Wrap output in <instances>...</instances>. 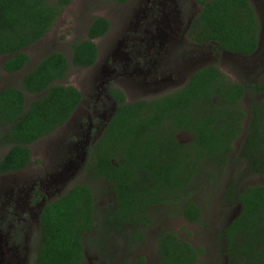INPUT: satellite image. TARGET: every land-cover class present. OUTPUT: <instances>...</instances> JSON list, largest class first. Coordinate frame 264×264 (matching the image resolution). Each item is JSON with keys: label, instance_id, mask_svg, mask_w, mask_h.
Returning a JSON list of instances; mask_svg holds the SVG:
<instances>
[{"label": "trees", "instance_id": "obj_1", "mask_svg": "<svg viewBox=\"0 0 264 264\" xmlns=\"http://www.w3.org/2000/svg\"><path fill=\"white\" fill-rule=\"evenodd\" d=\"M198 1L203 10L188 34L192 42L215 43L218 49L242 57L258 51L262 25L251 0ZM71 2L0 0V58H6L5 73H18L29 65L26 49L49 34ZM110 29L108 19L95 18L87 39L73 45L71 61L55 52L36 64L19 88L0 91V147H9L0 160V175L25 170L32 162L31 145L71 119L84 96L63 82L71 65L94 66L99 54L95 40ZM247 94L263 95L264 80L241 84L215 65L198 69L183 87L150 100L129 102L122 90L110 88L116 110L91 147L87 167L91 177L109 183L113 209L103 208L98 214L94 191L87 185H76L46 203L34 264H83L84 237L95 227L98 245L105 244L111 233L131 229L127 243L136 246L144 240L157 207L205 227L195 190L227 169L244 133L238 159L246 163L248 173L264 174V100L247 109L243 105ZM29 96L39 97L28 104ZM182 133L190 138L180 140ZM226 201L241 208L219 234L226 243V264H264V184L232 183ZM157 246V264H199L204 255L203 249L175 232L162 233ZM144 263L141 257L133 264Z\"/></svg>", "mask_w": 264, "mask_h": 264}, {"label": "rangeland", "instance_id": "obj_2", "mask_svg": "<svg viewBox=\"0 0 264 264\" xmlns=\"http://www.w3.org/2000/svg\"><path fill=\"white\" fill-rule=\"evenodd\" d=\"M251 2L262 25L260 47L251 57L225 53L216 46L198 45L189 39L188 27L199 9L195 0H133L128 4L72 0L49 34L26 49L31 62L24 71L4 75L2 64L6 59L0 58V91L19 88L23 77L43 58L58 52L71 61L73 45L87 39L95 18H106L112 25L109 34L95 40L100 51L96 65L87 69L71 65L63 82L76 87L84 96L77 111L64 126L31 145L32 162L25 170L0 175V264H34L30 255L41 236L43 207L76 185L92 188L98 214L103 208L113 209L109 183L91 177L87 167L91 147L116 110L115 102L107 95L110 85L123 90L129 102H135L161 97L183 87L192 73L208 65L219 66L241 84L264 80V0ZM145 40L151 46L159 43L162 50L153 72L148 69L154 61L151 56L148 59L145 54L136 53ZM149 53L154 54L152 48ZM38 97L29 96L28 104ZM258 100H263L262 95L257 98L247 95L243 105L250 109ZM244 137L245 133L235 143L227 169L195 190L194 200L203 210L205 227L186 222L166 207H157L152 209L153 222L146 229L144 240L136 246L127 243L131 229L111 233L105 244L98 245L95 227L84 237L83 264H133L141 257L145 258L144 264H157L158 238L166 232H175L203 249L199 264H226V243L219 234L241 212L239 205L226 201L227 190L232 183L241 187L264 184V174L248 173L246 163L238 159ZM179 138L186 141L190 137L182 133ZM8 150L9 147H0V160ZM96 222L100 223L98 219ZM17 228L21 229L19 237L14 234Z\"/></svg>", "mask_w": 264, "mask_h": 264}, {"label": "flooded vegetation", "instance_id": "obj_3", "mask_svg": "<svg viewBox=\"0 0 264 264\" xmlns=\"http://www.w3.org/2000/svg\"><path fill=\"white\" fill-rule=\"evenodd\" d=\"M131 1H133V0H130L129 2H131ZM208 2L209 1H211V0H207ZM129 2H127L126 4H128ZM195 2H196V4L198 5V7H199V9H198V11L194 14V16H193V18H192V20H191V24L189 25V27H188V31H187V36H188V34H189V32H190V29H191V27H192V24H193V22L196 20V18L201 14V12H202V10H203V4L201 3V2H199L198 0H195ZM175 8H177L178 9V5H176V7ZM159 9V8H158ZM181 9V8H180ZM171 10H173V9H171ZM182 14H183V16H184V11H182ZM111 23V22H110ZM111 29H112V25H111ZM111 29H110V31H111ZM109 31V32H110ZM109 34V33H108ZM147 39V38H146ZM200 45H205V44H200ZM213 46H216V44L215 43H213L212 44ZM139 46V48H138V50H137V52L136 53H140L139 54V56H143V54H145V57L146 58H148L149 59V55L151 56V58L154 60L151 64H150V66H149V70H151L152 72H153V70H152V68H154V65L158 62V60H159V58L157 57V55L158 54H160V52L162 51L161 50V48H160V44L159 43H157V44H154L153 46H151V43L149 42V40H145L144 41V43H143V45H138ZM151 46V47H150ZM217 47V46H216ZM149 48H152L153 49V52H154V54H150L149 53ZM98 49H99V47H98ZM148 52V53H147ZM223 52H225V53H230V52H226V51H223ZM230 54H233V53H230ZM99 55H100V51H99V54H98V59H99ZM234 55H237V54H234ZM240 56V55H239ZM2 58H4V59H6L5 57H2ZM98 59H97V61H98ZM97 61H96V63H97ZM152 61V60H151ZM5 62V61H4ZM155 62V63H154ZM96 63L94 64V66L96 65ZM4 64V63H3ZM2 64V65H3ZM29 65H30V63H29ZM28 65V66H29ZM27 66V67H28ZM26 67V68H27ZM93 67V66H92ZM25 68V69H26ZM91 68V67H90ZM25 69H23L22 71H24ZM87 69V68H86ZM22 71H20V72H18V73H21ZM147 71V70H146ZM2 73L5 75H15V74H18V73H14V74H7V73H5L3 70H2ZM190 78V77H189ZM262 83V82H261ZM255 84H259V83H255ZM110 88H117V87H115V86H112V85H110L109 87H108V89H107V95H108V97L111 99V100H113V98L112 97H110V95H109V90H110ZM119 89V88H118ZM121 90V89H120ZM123 91V90H122ZM124 92V91H123ZM125 93V92H124ZM247 95H251V94H247ZM246 95V96H247ZM252 96V95H251ZM259 96V95H258ZM252 97H255V96H252ZM262 97H263V100H264V94L262 95ZM246 98V97H245ZM256 98H257V96H256ZM113 102H115L114 100H113ZM115 104H116V102H115ZM248 112V115H249V117H250V112L249 111H247ZM114 113H115V111H114ZM113 113V114H114ZM113 116V115H112ZM249 117H248V119L246 120V124L249 122ZM111 119V118H110ZM110 121V120H109ZM108 121V122H109ZM107 126V125H106ZM106 128V127H105ZM104 128V129H105ZM237 142V141H236ZM96 143V142H95ZM22 171V170H21ZM21 171H18V172H21ZM18 172H15V173H18ZM7 174H10V173H7ZM3 175H6V174H3ZM2 176V175H1ZM9 204V206L10 207H13L14 205L12 204V203H8ZM14 210H16V208H13ZM41 215V214H40ZM4 222H6V220H4L3 221V223ZM4 225H7V224H4ZM15 236L17 237H19V235H21V229L20 228H17L16 229V231H15ZM35 252H36V248L34 247L33 248V251H32V253H31V255H30V259H31V261H33V263H34V260H35Z\"/></svg>", "mask_w": 264, "mask_h": 264}]
</instances>
